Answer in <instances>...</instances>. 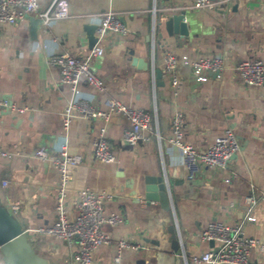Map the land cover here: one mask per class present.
I'll return each mask as SVG.
<instances>
[{"label": "crops", "instance_id": "1", "mask_svg": "<svg viewBox=\"0 0 264 264\" xmlns=\"http://www.w3.org/2000/svg\"><path fill=\"white\" fill-rule=\"evenodd\" d=\"M52 1L39 0L41 9ZM194 1L69 0L71 16L47 27L40 23L36 35L29 17L1 26L0 99L25 110L0 108V148L10 153L0 156V200L4 206L21 205L15 217L33 247L52 264H76L79 246L35 230L58 221L60 174L34 154L41 147L52 154L59 152L65 141L64 111L73 96L72 87L61 82L59 67L49 59L62 53L85 56L90 50L85 24H98L110 8L120 13L130 33H108L102 41L104 56L93 65L106 89L82 81L76 98L104 109L106 98L113 97L149 111L155 126L158 121L161 140L154 136L129 147L123 135L130 120L118 113L109 120L78 114L73 118L69 151L82 161L73 167L69 186L70 219L77 213L80 190L110 192L114 198L105 202V215L117 214L121 221L105 222L102 230L114 240L124 238L141 245L138 250L125 249L120 260L114 245H101L93 252L92 264H187L183 252L189 264H194L192 255L216 245L201 238L209 223L240 224L253 189L257 194L264 191V85L244 84L237 70L245 60L264 61V0H230L215 9L195 8ZM181 11H185L189 35H170L164 18ZM168 54L178 59L177 95L165 73ZM215 55L224 58L225 68L220 76L209 74L204 82L184 63L185 57L194 61ZM134 57L148 61L150 68L134 65ZM153 64L163 71L162 84L155 87ZM176 110L185 114V142L199 152L206 151L228 128L236 133L240 150L225 167H205L194 180L186 179L181 149L170 142ZM101 132L116 154L115 163H101L95 157L93 140ZM161 175L170 193L169 210L160 201L147 200L144 193L146 177ZM253 215L256 219L245 224V234L264 244V202L254 207ZM171 225L179 234L178 250L170 241ZM251 259L264 264V251L253 249ZM0 264H7L1 251Z\"/></svg>", "mask_w": 264, "mask_h": 264}, {"label": "built area", "instance_id": "2", "mask_svg": "<svg viewBox=\"0 0 264 264\" xmlns=\"http://www.w3.org/2000/svg\"><path fill=\"white\" fill-rule=\"evenodd\" d=\"M229 1L195 0L193 7L215 9L227 4ZM32 15H36L41 20V24L47 27L55 20L71 16L69 0H53L46 9H41L39 0H0V29L3 24H16ZM108 33H116L122 36H127L130 33V29L122 20L120 13L112 8L102 14L96 29L98 41L85 56L76 57L69 53H62L50 57L49 63L59 67L61 82L72 87L73 96L64 111L63 130L65 141L61 144L59 152L52 154L46 148L41 147L34 154L36 159L51 163L60 174L57 194L58 221L52 226L39 227L35 230L61 238L69 243L77 242L79 249L74 254L76 264H92L93 252L101 245H114L117 260H120L125 249L138 250L141 245L131 243L124 238L114 240L109 233L102 230L105 222L118 224L121 221L120 216L117 214H112L109 217L105 215V202L114 198V195L110 192L96 191L92 188L80 190L77 213L74 219H70V210L66 203L69 186L73 179V167L82 161L80 155H72L69 151L68 139L73 118L78 114L82 118L103 117L109 120L112 114L118 113L128 118L131 124L124 132V143L136 145L140 141L151 140L154 136L159 141L161 140L158 121L156 120L155 126L152 114L149 111L134 108L113 97L106 98L104 109H98L88 101L76 98L77 89L82 81L102 91L106 89L103 80L96 72L93 62L95 59H101L104 56L102 41ZM155 36L154 32V44ZM165 61V73L170 76L175 95H177V88L180 85V80L176 74L178 59L173 54H168ZM184 63L192 66L194 74L200 82L207 81L211 72H217V76H220L225 68L224 58L220 55L201 57L194 61L185 57ZM155 70L153 64L154 87L156 86ZM237 70L244 84L264 85L263 60H245L237 66ZM0 108L8 111L17 109L23 112L25 110L17 108L13 102L7 99H0ZM184 124V112L176 110L172 119L173 136L170 142L181 149L183 164L187 170L186 179L188 180H194L205 167H225L232 155L241 148L236 133L228 128L206 151L199 152L193 145L185 142ZM93 147L95 157L101 163L117 162L116 154L112 150L105 132H101L100 135L94 138ZM9 155L10 153L7 150L0 148V156L7 157ZM8 184V180L3 181L4 186H8ZM247 200L249 204L248 213L240 224L227 225L212 221L201 232L202 240L214 241L216 245L199 255H192L190 259L194 264H259L251 259V252L258 247L264 250V244L257 238L247 236L244 227L247 222L256 219L253 210L259 202H264V191L257 194L256 190L253 189ZM6 207L13 216L21 212V205L18 203H11ZM183 254L187 264H189L187 254L185 252Z\"/></svg>", "mask_w": 264, "mask_h": 264}, {"label": "water", "instance_id": "3", "mask_svg": "<svg viewBox=\"0 0 264 264\" xmlns=\"http://www.w3.org/2000/svg\"><path fill=\"white\" fill-rule=\"evenodd\" d=\"M29 18L32 25V34L36 35L41 20L33 16H29ZM164 23L170 35H189V25L186 21L185 11L172 15L166 14ZM97 26V23H88L84 26L88 39V47L90 49H92L98 41V36L96 34ZM133 62L134 65H137L140 69L148 70L150 68V63L145 59L134 57ZM155 73L157 80L156 84H162L163 71L161 69H156ZM210 74L214 76L218 75L217 72H211ZM128 146L131 147L132 145L128 144ZM144 193L147 200H157L160 201L165 209L169 210L171 208L170 193L163 175L147 176L145 179ZM169 231L171 233L170 241L172 247L178 250L180 248V238L175 225H171ZM211 242L212 244L214 243V241ZM0 251L3 253L4 260L7 264H52L50 259L39 254L33 247L21 222L9 212L7 207L2 204L1 200Z\"/></svg>", "mask_w": 264, "mask_h": 264}]
</instances>
